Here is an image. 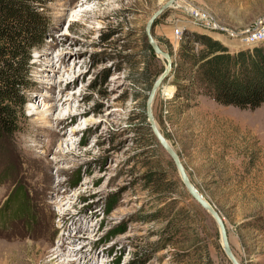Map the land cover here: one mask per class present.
I'll list each match as a JSON object with an SVG mask.
<instances>
[{"label": "rangeland", "instance_id": "1", "mask_svg": "<svg viewBox=\"0 0 264 264\" xmlns=\"http://www.w3.org/2000/svg\"><path fill=\"white\" fill-rule=\"evenodd\" d=\"M169 1L45 0L26 123L0 146V264H51L56 249L53 264H231L215 221L148 130L166 61L146 26ZM156 22L176 63L185 37L248 44L264 30V0H176ZM179 76L158 91L155 119L225 221L235 257L264 264V106L221 105Z\"/></svg>", "mask_w": 264, "mask_h": 264}, {"label": "trees", "instance_id": "2", "mask_svg": "<svg viewBox=\"0 0 264 264\" xmlns=\"http://www.w3.org/2000/svg\"><path fill=\"white\" fill-rule=\"evenodd\" d=\"M45 4L0 0V146L11 145L26 123L33 53L48 35ZM191 42L202 48L196 51ZM177 57L173 74L187 82V91L198 84L199 94L221 105L244 110L264 106V40L236 49L209 35H193L180 41ZM148 130L154 140L150 126ZM256 228L264 230V222Z\"/></svg>", "mask_w": 264, "mask_h": 264}, {"label": "water", "instance_id": "3", "mask_svg": "<svg viewBox=\"0 0 264 264\" xmlns=\"http://www.w3.org/2000/svg\"><path fill=\"white\" fill-rule=\"evenodd\" d=\"M176 0H170L160 11H158L148 22L146 26V37L148 40L149 45L153 49L154 53L157 56H161L166 61V66L162 74L157 78L155 81L152 90L150 92V95L148 97L147 101V119L150 124L151 130L159 142V144L162 146V148L168 153L170 158L173 160L177 171L179 173V176L181 178V181L187 191L189 192L190 196L201 206L202 209H204L209 215L213 218L215 221L219 232L221 236V242H222V248L224 250L225 255L229 259L231 264H241L239 260L235 257L231 243L229 238V232L226 226L225 221L223 218L219 215V213L213 208V206L205 199V197L195 188L193 183L191 182V179L189 177V174L186 170V167L176 151V149L169 143L165 135L162 133L153 112V103L155 101L156 95L158 91L163 87L167 81L171 79V76L173 75L174 68L176 66V63L174 62V59L172 55L169 52H166L155 40L153 35V29L157 25L156 20L159 18V16L162 14V12L169 8L175 3Z\"/></svg>", "mask_w": 264, "mask_h": 264}, {"label": "bare ground", "instance_id": "4", "mask_svg": "<svg viewBox=\"0 0 264 264\" xmlns=\"http://www.w3.org/2000/svg\"><path fill=\"white\" fill-rule=\"evenodd\" d=\"M88 1H90V0H86V2H88ZM263 33H264V32H263ZM248 42H249V43H252L251 40H249ZM166 91H167V94H168L169 96H170V95L173 96V95H174V92H175V88L170 87V88H168ZM65 103H66V102H65ZM54 106H55V105H54ZM54 106H53V107H54ZM57 106L59 107V105H56V107H57ZM64 106H65V104H61V105H60V109L63 108ZM61 120H62V119H61ZM61 120L58 119V122H59L58 124L61 123ZM62 121H64V120H62ZM48 122H49V119L47 118V119L45 120V123H48ZM263 125H264V124H263ZM51 132L54 134V133H55V132H54V129H51ZM60 247H61V246H60ZM57 248H59V247H57ZM61 248H62V247H61ZM64 248H65V247H64ZM61 250H62V249H61ZM63 254H64V253L59 252V251L56 249V250L53 252V255H52V256L54 257V259L51 261V264L55 263V260L61 258V257L63 256Z\"/></svg>", "mask_w": 264, "mask_h": 264}, {"label": "built area", "instance_id": "5", "mask_svg": "<svg viewBox=\"0 0 264 264\" xmlns=\"http://www.w3.org/2000/svg\"><path fill=\"white\" fill-rule=\"evenodd\" d=\"M262 29V28H261ZM261 29H260V31L259 32H257L258 33V35H256L257 33H255L254 35H255V37L253 38V39H251V42L252 43H249L248 42V44H253V43H256V42H259V41H263L264 40V30L263 31H261ZM175 34H176V36L178 37V38H180L181 36H182V31L180 30V29H176V31H175ZM248 44H246V45H248Z\"/></svg>", "mask_w": 264, "mask_h": 264}]
</instances>
